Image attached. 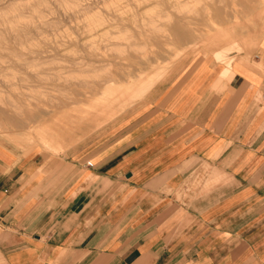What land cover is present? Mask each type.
<instances>
[{
	"label": "crops",
	"instance_id": "1",
	"mask_svg": "<svg viewBox=\"0 0 264 264\" xmlns=\"http://www.w3.org/2000/svg\"><path fill=\"white\" fill-rule=\"evenodd\" d=\"M241 61L63 165L0 145L1 264H264V35Z\"/></svg>",
	"mask_w": 264,
	"mask_h": 264
},
{
	"label": "rangeland",
	"instance_id": "2",
	"mask_svg": "<svg viewBox=\"0 0 264 264\" xmlns=\"http://www.w3.org/2000/svg\"><path fill=\"white\" fill-rule=\"evenodd\" d=\"M128 2L130 6L127 4ZM0 4V47L2 46L0 48V124H2L0 125V145L10 149L16 156L27 155L29 157L60 159L61 165H63L66 159L87 153L92 149L96 148L95 152H99L100 143L107 141V139H110V141L116 140V132L122 127L123 123H131L134 120L132 117L144 115L154 104H151V102L155 99V94H159L161 89L163 90L162 93L165 90L178 89L180 87L179 84L191 77L199 67L202 66V69H206L208 66L224 65L219 78L220 80L229 79L232 76L233 70L231 69V72L226 73L230 69L228 59L234 57L233 62L235 60L250 62L253 56L258 53L262 39L261 37L256 42V39H254V41H251L252 44L250 43L248 46L244 44V46H236L237 51L234 48L229 53L227 59L221 58L219 61H216L213 53L219 47L207 48L200 40H198L199 43L197 45L188 47L187 49H183V47L175 49L176 47L171 44L174 38L170 31L173 20L157 15V12L163 13L166 10L172 9V4L169 0H94V2L92 0H12V2L11 0H0ZM112 6L114 8H111ZM146 6H149L150 9L145 14ZM236 8L239 13L242 12L241 14L238 13L239 17L242 16L239 19H242V21L246 19L248 21L249 18L244 15L245 11L247 12V8H253L254 13L255 8V12L256 10L258 11L264 8V0H257L256 4L255 2L245 3L244 0H238ZM80 11L82 12L80 13ZM26 12L27 15L25 14ZM152 20L154 23L151 22ZM261 21L264 25V17ZM125 23L127 24L125 25ZM107 26L109 34L100 30ZM122 27H125V29ZM238 27L236 28V32L237 34L241 33L240 35L245 36L258 31V33H261L260 23L256 22V20H249L245 29ZM262 34L264 35L263 30ZM130 38L133 40L131 41ZM67 39L69 40L67 41ZM151 41H154L153 44H151ZM15 43L17 44L15 45ZM60 49L63 50L61 51ZM245 49L249 50L250 53ZM32 55L34 57L37 56L36 59ZM27 58L29 62H26ZM72 62L77 64L75 65ZM54 67H56L55 70ZM159 67H161L160 69L162 71ZM159 70L161 74L155 81V84L148 88V91H142L145 93L140 91V96L139 91L136 92L137 95L134 94L131 96L119 94V98L121 97L120 101L113 99L111 95H107L109 101L104 104H108L109 108L93 109L94 103H99V101L104 100V90H106L107 86L114 85L122 87L124 85L123 87L128 88V86L133 85L134 87H145L148 85L152 76L156 78L157 74L154 72L159 73ZM141 74L143 75V82L142 84H136L140 80ZM134 76L137 77L134 78ZM81 83L85 84L83 85ZM120 102L127 103L125 105ZM119 105L122 107L120 108ZM75 120L77 123L74 122ZM85 128L87 129L86 131ZM51 137L53 138L51 139ZM54 139L56 142H54ZM46 143L49 145L47 146ZM65 143L67 144L65 145ZM63 148L64 150L62 151ZM88 159L89 157L86 158V160ZM88 164L91 165V162L89 161Z\"/></svg>",
	"mask_w": 264,
	"mask_h": 264
},
{
	"label": "bare ground",
	"instance_id": "3",
	"mask_svg": "<svg viewBox=\"0 0 264 264\" xmlns=\"http://www.w3.org/2000/svg\"><path fill=\"white\" fill-rule=\"evenodd\" d=\"M22 1V0H21ZM53 1V0H52ZM82 1V0H81ZM88 1V0H87ZM93 2H94V0H92ZM98 1V0H97ZM114 1V0H113ZM165 1V0H164ZM170 2H171V6H172V9H169V10H166V12H163V13H159V12H157L158 14L157 15H160V16H164V17H167V18H169L170 20H173L172 21V25L170 26V31L172 32V34H173V36H174V38L172 39V41H171V44L172 45H174V47H176L175 49H178V48H181V47H183V49H187L188 47H193L194 45H197L198 43H199V41L198 40H200V42H202V44L205 46V47H207V48H215V47H219L214 53H213V56L216 58V61H219L221 58H228L229 57V53H231V51L236 47V46H241V45H250V43H251V41H254V39H256L255 40V42L257 41V40H260V38L262 37V30H263V33H264V25H263V23H262V21H261V19H263V17H264V8H261V9H259L258 11L256 10V12H255V9L257 8H255L254 9V13H253V8L250 10L249 8H247V12L245 11V16L246 17H248L249 19H248V21L249 20H256V22H259L260 23V29H261V33H258V32H255V33H250V34H248V35H240V34H237V32H236V28L239 26V27H241V28H244L245 29V27H247V20L245 19V21H242V19H239L240 17H242V16H238L239 14H241V13H239V11L237 10V8H236V4H237V2H238V0H169ZM5 2V1H4ZM11 2H12V0H11ZM62 2V1H61ZM91 2V1H90ZM127 2V1H126ZM133 2V1H132ZM135 2H137V1H135ZM241 2V1H240ZM244 2L246 3V2H255V4H256V2H257V0H244ZM6 3V2H5ZM42 3V2H41ZM53 3V2H52ZM243 3V2H242ZM259 3V2H258ZM2 4V3H1ZM0 4V5H1ZM18 4V3H17ZM43 4V3H42ZM91 4V3H90ZM98 4V3H97ZM108 4V3H107ZM128 5H129V2L127 3ZM140 4V3H139ZM144 4V3H143ZM11 5H12V3H11ZM26 5V4H25ZM25 5H23V6H25ZM48 5V4H47ZM55 5V4H54ZM99 5V4H98ZM241 5V4H240ZM20 6H22V5H20ZM39 6V5H38ZM43 6V5H42ZM130 6V5H129ZM256 6V5H255ZM258 6V5H257ZM6 7H7V5H6ZM25 7H27V6H25ZM29 7V6H28ZM30 7H31V5H30ZM29 7V8H30ZM56 7V6H55ZM80 7V6H79ZM95 7H96V5H95ZM254 7V6H253ZM4 8V7H3ZM35 8V7H34ZM33 8V9H34ZM50 8V7H49ZM51 8H52V6H51ZM84 8V7H83ZM93 8V7H92ZM111 8H114L113 6L111 7ZM122 8V7H121ZM242 8H245V7H242ZM5 9V8H4ZM46 9H48V8H46ZM123 9V8H122ZM133 9V8H132ZM142 9V8H141ZM150 9V7L149 6H146L145 7V14H146V11L147 10H149ZM246 9V8H245ZM28 10V9H27ZM30 10V9H29ZM41 10V9H40ZM53 10V9H52ZM117 10V9H116ZM119 10V9H118ZM137 10V9H136ZM144 10V9H143ZM155 10V9H154ZM159 10V9H158ZM20 11V10H19ZM18 11V12H19ZM31 11V10H30ZM35 11H36V9H35ZM44 11V10H43ZM42 11V12H43ZM57 11V10H56ZM92 11V10H91ZM113 11V10H112ZM114 11H115V9H114ZM21 12V11H20ZM23 12H25V11H23ZM82 11H80V13H81ZM88 12V11H87ZM101 12V11H100ZM109 12V11H108ZM111 12V11H110ZM151 12H152V10H151ZM48 13V12H47ZM49 13H51V12H49ZM72 13V12H71ZM239 13V14H238ZM26 15H27V12L25 13ZM29 14V13H28ZM42 14V13H41ZM75 14V13H74ZM143 14V13H142ZM149 14V13H148ZM4 15V14H3ZM35 15V14H34ZM90 15V14H89ZM135 15V14H134ZM59 16V15H58ZM61 16H62V14H61ZM1 17V16H0ZM40 17V16H39ZM71 17H73V16H71ZM146 17V16H145ZM153 17V16H152ZM156 17V16H155ZM64 18V17H63ZM62 18V19H63ZM67 18H68V16H67ZM79 18V17H78ZM102 18V17H101ZM148 18H149V15H148ZM55 19H57V18H55ZM51 20V19H50ZM76 20V19H75ZM102 20V19H101ZM132 20V19H131ZM163 20V19H162ZM42 21V20H41ZM68 21H70V20H68ZM103 21V20H102ZM115 21V20H114ZM133 21V20H132ZM135 21V20H134ZM43 22V21H42ZM54 22H56V21H54ZM78 22V21H77ZM129 22V21H128ZM131 22V21H130ZM135 22H137V21H135ZM152 23H154V21L152 20L151 21ZM162 22H164V21H162ZM44 23V22H43ZM72 23V22H71ZM79 23H81V22H79ZM132 23V22H131ZM51 24V23H50ZM57 24V23H56ZM73 24H74V22H73ZM127 23H125V25H126ZM146 24V23H145ZM23 25V24H22ZM47 25V24H46ZM124 25V26H125ZM77 26V25H76ZM99 26V25H98ZM122 26V25H121ZM2 27V26H1ZM34 27V26H33ZM47 27V26H46ZM45 27V28H46ZM86 27V26H85ZM100 27V26H99ZM127 27V26H126ZM130 27H132L131 25H130ZM162 27V26H161ZM238 27V28H239ZM253 27V26H252ZM48 28V27H47ZM77 28V27H76ZM123 28V27H122ZM14 29V28H13ZM50 29V28H49ZM86 29H87V27H86ZM92 29V28H91ZM123 29H125V27L123 28ZM254 29H256V28H254ZM259 29V30H260ZM36 30H37V28H36ZM47 30V29H46ZM60 30V29H59ZM93 30V29H92ZM100 30H103V32L104 33H108V26L107 27H104L103 29H100ZM138 30V29H137ZM168 30V29H167ZM48 31V30H47ZM53 31V30H52ZM76 31V30H75ZM84 31V30H83ZM82 31V32H83ZM118 31V30H117ZM116 31V32H117ZM123 31V30H122ZM246 31V30H245ZM44 32V31H43ZM49 32V31H48ZM59 32V31H58ZM97 32V31H96ZM101 32V31H100ZM110 32V31H109ZM120 32V31H119ZM124 32V31H123ZM156 32V31H155ZM9 33V32H8ZM35 33V32H34ZM37 33H38V31H37ZM37 33H36V35H37ZM46 33V32H45ZM54 33H55V31H54ZM69 33V32H68ZM128 33V32H127ZM134 33V32H133ZM159 33V32H158ZM74 34V33H73ZM83 34V33H82ZM109 34V33H108ZM121 34V33H120ZM129 34V33H128ZM127 34V35H128ZM163 34V33H162ZM165 34V33H164ZM48 35V34H47ZM50 35V34H49ZM54 35V34H53ZM56 35V34H55ZM99 35V34H98ZM38 36V35H37ZM61 36V35H60ZM108 36V35H107ZM29 37V36H28ZM49 37V36H48ZM75 37V36H74ZM54 38V37H53ZM151 38V37H150ZM25 39V38H24ZM73 39V38H72ZM97 39H98V36H97ZM107 39V38H106ZM131 39V41L133 40L132 38H130ZM149 39V38H148ZM56 40V39H55ZM69 39H67V41H68ZM82 40V39H81ZM80 40V41H81ZM135 40V39H134ZM156 40V39H155ZM168 40V39H167ZM166 40V41H167ZM2 41V40H1ZM75 41V40H74ZM96 41V40H95ZM103 41V40H102ZM106 41V40H105ZM130 41V42H131ZM143 41V40H142ZM45 42V41H44ZM50 42V41H49ZM48 42V43H49ZM88 42V41H87ZM99 42H101V41H99ZM107 42H109V41H107ZM114 42V41H113ZM121 42H122V40H121ZM152 42V41H151ZM150 42V43H151ZM154 42V41H153ZM153 42L151 43V44H153ZM261 42V41H260ZM2 43H5V42H2ZM91 43V42H90ZM92 43H93V41H92ZM96 43V42H95ZM116 43V42H115ZM120 43V42H119ZM129 43V42H128ZM137 43H138V41H137ZM146 43V42H145ZM158 43H159V41H158ZM8 44V43H7ZM17 43H15V45H16ZM20 44V43H19ZM44 44V43H43ZM62 44V43H61ZM80 44H82V43H80ZM123 44V43H122ZM148 44V43H147ZM160 44V43H159ZM252 44V43H251ZM3 45V44H2ZM21 45V44H20ZM65 45V44H64ZM111 45H112V42H111ZM120 45H121V43H120ZM156 45V44H155ZM243 45V46H244ZM255 45H258V44H255ZM260 45V44H259ZM258 45V46H259ZM56 46V45H55ZM66 46V45H65ZM109 47H110V45H108ZM129 46H131V45H129ZM128 46V47H129ZM141 46V45H140ZM152 46V45H151ZM157 46V45H156ZM254 46V45H253ZM2 47V46H1ZM0 47V48H1ZM6 47H7V45H6ZM93 47H95V46H93ZM120 47V46H119ZM126 47V46H125ZM132 47H133V45H132ZM137 47H138V45H137ZM144 47V46H143ZM163 47V46H162ZM4 48V47H3ZM48 48V47H47ZM46 48V49H47ZM66 48H67V46H66ZM65 48V49H66ZM78 48V47H77ZM164 48V47H163ZM45 49V48H44ZM122 49V48H121ZM127 49V48H126ZM129 49V48H128ZM131 49V48H130ZM170 49V48H169ZM171 49H172V47H171ZM51 50V49H50ZM55 50V49H54ZM61 50V49H60ZM63 50V49H62ZM61 50V51H62ZM119 50V49H118ZM124 50H125V48H124ZM135 50V49H134ZM140 50V49H139ZM235 50H236V48H235ZM239 50V49H238ZM240 50H241V48H240ZM245 50H247V49H245ZM52 51V50H51ZM68 51V50H67ZM133 51V50H132ZM237 51V50H236ZM243 51V50H242ZM249 53H250V51L249 50H247ZM253 51H254V49H253ZM56 52V51H55ZM117 52V51H116ZM131 52V51H130ZM166 52V51H165ZM179 52H181V51H179ZM128 53H129V51H128ZM132 53V52H131ZM144 53V52H143ZM163 53V52H162ZM167 53V52H166ZM177 53V52H176ZM79 54H81V53H79ZM83 54V53H82ZM115 54V53H114ZM84 55V54H83ZM100 55V54H99ZM123 55V54H122ZM126 55V54H125ZM131 55V54H130ZM1 56V55H0ZM31 56V55H30ZM33 56V55H32ZM71 56V55H70ZM74 56V55H73ZM118 56H120V55H118ZM128 56V55H127ZM177 56H178V54H177ZM180 56V55H179ZM212 56V57H213ZM10 57V56H9ZM34 57V56H33ZM37 57V56H36ZM36 57H34L35 59H36ZM92 57H94V56H92ZM133 57V56H132ZM138 57V56H137ZM171 57V56H170ZM32 58V57H31ZM54 58V57H53ZM52 58V59H53ZM62 58V57H61ZM135 58V57H134ZM176 58V57H175ZM42 59V58H41ZM44 59V58H43ZM55 59V58H54ZM63 59V58H62ZM95 60H96V58H94ZM171 59V58H170ZM233 59H234V57H231V58H229L228 60H229V67H230V69L229 70H227V72L226 73H228V72H231V69H233L232 68V66H233ZM236 59V58H235ZM10 60H12V59H10ZM39 60V59H38ZM50 60V59H49ZM57 60V59H56ZM67 60V59H66ZM77 60V59H76ZM135 60V59H134ZM138 60V59H137ZM172 60V59H171ZM173 60H175V59H173ZM119 61V60H118ZM128 61V60H127ZM167 61V60H166ZM26 62H29L28 61V58L26 59ZM31 62H32V60H31ZM56 62V61H55ZM112 62V61H111ZM239 62V61H238ZM242 62V61H241ZM51 63H53V62H51ZM60 63V62H59ZM73 63V62H72ZM94 63V62H93ZM110 63V62H109ZM123 63V62H122ZM139 63H140V61H139ZM166 63H168V62H166ZM246 63V62H245ZM10 64V63H9ZM34 64V63H33ZM44 64H45V62H44ZM48 64V63H47ZM57 64V63H56ZM65 64V63H64ZM73 64H75V62L73 63ZM77 64V63H76ZM75 64V65H76ZM135 64V63H134ZM159 64V63H158ZM164 64V63H163ZM11 65V64H10ZM35 65V64H34ZM40 65V64H39ZM38 65V66H39ZM75 65H73V66H75ZM117 65H118V63H117ZM116 65V66H117ZM154 66H155V64H153ZM29 66V65H28ZM54 66H55V64H54ZM143 66V65H142ZM159 66H161L160 64H159ZM163 66V65H162ZM12 67V66H11ZM33 67V66H32ZM52 67V66H51ZM135 67V66H134ZM138 67H140V66H138ZM145 67V66H144ZM157 67V66H156ZM55 68L56 67H54V70H55ZM92 68V67H91ZM151 68V67H150ZM161 67H159V69H160ZM24 69V68H23ZM51 69V68H50ZM53 69V68H52ZM94 69V68H93ZM131 69V68H130ZM155 69H157V68H155ZM162 69H164V68H162ZM26 70V69H25ZM33 70V69H32ZM161 70V69H160ZM160 70H159V73L158 72H154V73H156L157 75H156V78H154L153 76L150 78L151 80L148 82V85H146L145 87H134L133 85H131V86H128V88H125V87H118V86H114V85H109V86H107L106 87V90H104L105 91V98H104V100H102V101H99V103H94V108L93 109H100V108H103V109H107V108H109V105L108 104H104V103H107V101H109V98L107 97V95H111V96H113V99H117V100H120V98H119V94H127V95H129V96H131V95H137L136 94V92H138L139 93V96L141 95L140 94V91L142 92V91H148V88H150L153 84H155V81L159 78V75L161 74L160 73ZM59 71V70H58ZM94 71V70H93ZM148 71H149V69H148ZM152 71H153V69H152ZM162 71V70H161ZM226 71V70H225ZM84 72H85V70H84ZM121 72V71H120ZM139 72V71H138ZM146 72V71H145ZM166 72H167V70H166ZM8 73V72H7ZM16 73V72H15ZM61 73V72H60ZM63 73V72H62ZM32 74V73H31ZM58 74V73H57ZM64 74V73H63ZM140 74V73H139ZM149 74H151V73H149ZM10 75H12V74H10ZM15 75V74H14ZM131 75V74H130ZM142 75V74H141ZM140 75V76H141ZM145 75H147V73H145ZM34 76V75H33ZM64 76V75H63ZM63 76H59V77H63ZM72 76V75H71ZM113 76H115V74H113ZM127 76V75H126ZM140 76H139V78H140ZM164 76V75H163ZM8 77V76H7ZM135 77H137V76H134V78ZM69 78V77H68ZM67 78V79H68ZM72 78V77H71ZM116 78V77H115ZM161 78V77H160ZM14 79V78H13ZM75 79V78H74ZM80 79V78H79ZM108 79V78H107ZM138 79V78H137ZM137 79H135V80H137ZM93 80V79H92ZM106 80V79H105ZM143 80V75L141 76V78H140V80H138V82H136V84L137 83H141L142 84V81ZM34 81V80H33ZM72 81V80H71ZM79 81V80H78ZM108 82H109V80H107ZM106 81V82H107ZM132 81H133V79H132ZM22 82V81H21ZM124 82V81H123ZM134 82V81H133ZM18 83V82H17ZM89 83H91V82H89ZM145 83V82H144ZM77 84V83H76ZM81 84H83V83H81ZM85 84V83H84ZM83 84V85H84ZM92 84V83H91ZM90 84V85H91ZM106 84H108V83H106ZM105 84V85H106ZM110 84V83H109ZM121 84V83H120ZM135 84V85H136ZM146 84V83H145ZM144 84V85H145ZM67 85V84H66ZM74 85H75V82H74ZM87 85V84H86ZM71 86V85H70ZM38 87H39V85H38ZM87 87H89V86H87ZM43 88V87H42ZM47 88V87H46ZM50 88V87H49ZM52 89V88H51ZM56 90V89H55ZM35 92V91H34ZM43 92V91H42ZM81 92V91H80ZM79 92V93H80ZM142 93H145V92H142ZM148 93V92H147ZM70 94V93H69ZM86 94V93H85ZM104 94V93H103ZM144 95V94H143ZM146 95V94H145ZM74 96V95H73ZM87 96V95H86ZM125 96V95H124ZM126 97V96H125ZM135 97H137V96H135ZM96 98V97H95ZM112 98V97H111ZM127 98V97H126ZM129 98H131V97H129ZM138 98V97H137ZM3 99V98H2ZM48 99V98H47ZM71 99V98H70ZM83 99V98H82ZM122 99H124V98H122ZM81 100V99H80ZM84 100V99H83ZM111 100V99H110ZM140 100V99H139ZM43 101V100H42ZM46 101H48V100H46ZM50 101V100H49ZM71 101H72V99H71ZM121 101V100H120ZM125 101H128V100H125ZM59 102V101H58ZM73 102H75V101H73ZM9 103V102H8ZM45 103V102H44ZM113 103H115V102H113ZM120 103H122V104H125L126 105V103H124V102H120ZM65 104V103H64ZM76 104V103H75ZM100 104V105H99ZM111 104V103H110ZM59 105V104H58ZM74 105V104H73ZM23 106V105H22ZM50 106V105H49ZM60 106V105H59ZM58 106V107H59ZM68 106V105H67ZM3 107V106H2ZM8 107H10V105H8ZM28 107V106H27ZM41 107V106H40ZM54 107V106H53ZM64 107V106H63ZM119 107L121 108L122 106L121 105H119ZM124 107V106H123ZM15 108V107H14ZM22 108V107H21ZM20 108V109H21ZM66 108H68V107H66ZM10 109V108H9ZM23 109H25V108H23ZM31 109V108H30ZM77 109V108H76ZM79 109V108H78ZM7 110V109H6ZM18 110V109H17ZM74 110V109H73ZM109 110V109H108ZM5 111V110H4ZM12 111V110H11ZM48 111V110H47ZM77 111V110H76ZM88 112H90L89 110H87ZM15 112V111H14ZM19 112V111H18ZM20 112H21V110H20ZM87 112V113H88ZM104 112V111H103ZM113 112V111H112ZM77 113V112H76ZM80 113V112H79ZM99 113V112H98ZM109 114V113H108ZM22 115H24V114H22ZM54 115V114H53ZM103 115V114H102ZM84 116V115H83ZM96 116V115H95ZM94 116V117H95ZM85 117V116H84ZM84 117H83V119H84ZM39 118H41V117H39ZM96 118V117H95ZM55 119V118H54ZM58 119V118H57ZM81 119V118H80ZM86 119V118H85ZM93 119V118H92ZM30 120V119H29ZM31 121V120H30ZM46 121V120H45ZM56 121V120H55ZM87 121H89V120H87ZM86 121V122H87ZM97 121V120H96ZM42 122V121H41ZM48 122V121H47ZM74 122H76V120L74 121ZM94 122V121H93ZM77 123V122H76ZM25 124V123H24ZM101 124V123H100ZM0 125H2V124H0ZM92 126V125H91ZM94 126V125H93ZM50 127V126H49ZM79 127V126H78ZM29 128H31V127H29ZM47 128V127H46ZM49 130V129H48ZM87 129L85 128V131H86ZM89 130V129H88ZM41 131V130H40ZM91 131V130H90ZM44 132V131H43ZM43 132H40V133H43ZM47 132V131H46ZM88 132V131H87ZM50 134V133H49ZM51 134H53L52 132H51ZM39 135V134H38ZM48 135V134H47ZM85 135V134H84ZM27 136V135H26ZM37 136V135H36ZM42 136V135H41ZM49 136V135H48ZM56 136V135H55ZM16 137V136H15ZM32 137V136H31ZM50 137V136H49ZM58 137H59V135H58ZM65 137V136H64ZM29 138V137H28ZM42 138H43V136H42ZM44 138H45V135H44ZM48 138V137H47ZM53 137H51V139H52ZM73 138V137H72ZM19 139V138H18ZM22 139V138H21ZM25 139V138H24ZM74 139V138H73ZM75 139H77V138H75ZM16 140V139H15ZM25 140H27V139H25ZM55 140V139H54ZM41 141H42V139H41ZM44 141V140H43ZM46 141H47V139H46ZM49 141V140H48ZM58 141V140H57ZM25 142V141H24ZM31 142H32V140H31ZM50 142V141H49ZM48 142V143H49ZM54 142H56V140L54 141ZM34 143V142H33ZM38 143V142H37ZM44 143V142H43ZM42 143V144H43ZM52 143H53V141H52ZM75 143V142H74ZM30 144H32V143H30ZM55 144V143H54ZM62 144V143H61ZM67 143H65V145H66ZM21 145V144H20ZM28 145H29V143H28ZM40 145V144H39ZM46 145L48 146L49 144H47L46 143ZM58 145V144H57ZM42 146V145H41ZM55 146V145H54ZM53 147V146H52ZM61 147V146H60ZM44 148H45V146H44ZM47 148V147H46ZM48 148H50V147H48ZM55 149V148H54ZM56 149L58 150V148L56 147ZM64 150V148L62 149V151ZM60 151H61V149H60Z\"/></svg>",
	"mask_w": 264,
	"mask_h": 264
}]
</instances>
